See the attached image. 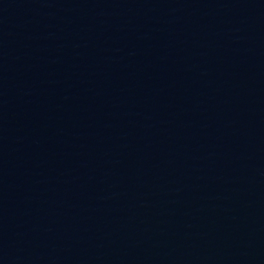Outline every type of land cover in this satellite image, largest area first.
Masks as SVG:
<instances>
[{
  "label": "water",
  "instance_id": "obj_1",
  "mask_svg": "<svg viewBox=\"0 0 264 264\" xmlns=\"http://www.w3.org/2000/svg\"><path fill=\"white\" fill-rule=\"evenodd\" d=\"M0 264H264V0H0Z\"/></svg>",
  "mask_w": 264,
  "mask_h": 264
}]
</instances>
